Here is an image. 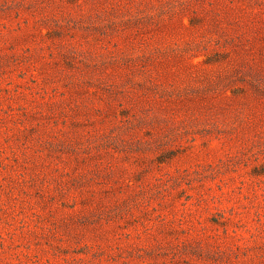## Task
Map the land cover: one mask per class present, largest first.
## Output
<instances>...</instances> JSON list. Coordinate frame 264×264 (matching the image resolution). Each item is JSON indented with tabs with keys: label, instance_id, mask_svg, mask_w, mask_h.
I'll return each instance as SVG.
<instances>
[{
	"label": "rangeland",
	"instance_id": "rangeland-1",
	"mask_svg": "<svg viewBox=\"0 0 264 264\" xmlns=\"http://www.w3.org/2000/svg\"><path fill=\"white\" fill-rule=\"evenodd\" d=\"M0 264H264V0H0Z\"/></svg>",
	"mask_w": 264,
	"mask_h": 264
}]
</instances>
